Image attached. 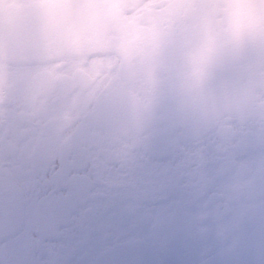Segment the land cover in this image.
I'll use <instances>...</instances> for the list:
<instances>
[{"label":"flooded vegetation","instance_id":"obj_1","mask_svg":"<svg viewBox=\"0 0 264 264\" xmlns=\"http://www.w3.org/2000/svg\"><path fill=\"white\" fill-rule=\"evenodd\" d=\"M18 100L11 90L0 105V264H264L258 121L177 126L165 101L129 153L89 124L65 144L29 124Z\"/></svg>","mask_w":264,"mask_h":264},{"label":"clouds","instance_id":"obj_2","mask_svg":"<svg viewBox=\"0 0 264 264\" xmlns=\"http://www.w3.org/2000/svg\"><path fill=\"white\" fill-rule=\"evenodd\" d=\"M11 90L65 144L89 124L132 153L165 101L177 126H264V0H0V105Z\"/></svg>","mask_w":264,"mask_h":264},{"label":"water","instance_id":"obj_3","mask_svg":"<svg viewBox=\"0 0 264 264\" xmlns=\"http://www.w3.org/2000/svg\"><path fill=\"white\" fill-rule=\"evenodd\" d=\"M261 232H264V225L262 226V228L260 229ZM248 256H250V250H251V240L248 241Z\"/></svg>","mask_w":264,"mask_h":264}]
</instances>
